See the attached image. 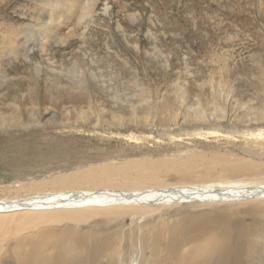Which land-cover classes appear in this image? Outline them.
Here are the masks:
<instances>
[{
    "label": "rangeland",
    "instance_id": "374dc122",
    "mask_svg": "<svg viewBox=\"0 0 264 264\" xmlns=\"http://www.w3.org/2000/svg\"><path fill=\"white\" fill-rule=\"evenodd\" d=\"M87 3L0 0V201L59 191L52 181L60 174L154 156L169 164L192 152L204 158L202 176L195 167H165L75 188L131 192L192 181H264V138L240 135L264 129V0H98L89 16ZM212 152L233 165L211 160ZM24 211L0 215V264H22L26 252L29 264H129L138 256L139 233L128 231L135 216L79 222ZM191 217L241 226L248 232L241 264H264V249L255 247L264 242V200L160 208L141 221V264H189L193 252H185L193 239L203 241H196L195 228L174 230L176 257L163 240L171 223ZM107 226L125 232L86 257ZM72 238L82 240L76 249Z\"/></svg>",
    "mask_w": 264,
    "mask_h": 264
},
{
    "label": "bare ground",
    "instance_id": "6f19581e",
    "mask_svg": "<svg viewBox=\"0 0 264 264\" xmlns=\"http://www.w3.org/2000/svg\"><path fill=\"white\" fill-rule=\"evenodd\" d=\"M72 1L74 2V0H72ZM97 1L98 0H89V4L87 3V5L83 9V11L86 15H88V16L91 15L92 9L95 7ZM61 2L63 3V1H61ZM59 4L61 5L60 2L58 3V5ZM263 130H260V129L258 131L256 130L257 132H255V133H252V132L242 133V132H240L241 133L240 135L244 136V137L250 135L248 137V139H250L251 136H253V138H255V139H260V138H264ZM216 133H217V131H215V130L207 131V134H210V135L216 134ZM226 136L232 137L234 135L230 133V134H226ZM236 136H238V135L236 134ZM169 137H170V135H169ZM257 143H259V142H257ZM261 143H262V147H261V150L259 151V153H262L264 156V142H261ZM213 153L214 152H212L211 156H210L211 160L217 162L218 164L220 163L222 165H227V166L233 165V164H228L231 162L228 158L229 156L226 157L224 155H219L216 153L213 155ZM172 158H173V162L169 163V164H167V161H166L167 158H161L158 156L157 157L154 156V158L151 157L149 159H140V160H137V159L136 160H129L128 159L127 161H122V162H119L118 164L105 163V164L97 165L94 167H88L86 170L82 171L81 173H76V174L75 173L74 174L72 173L70 175L60 174V176L57 179L52 181L53 187L56 186V187L60 188L59 191L43 193V194H40L41 191L35 192L36 194L30 195V196L26 195L27 197H24V198L21 197L20 199H15V200H13V202L2 200V201H0V215L8 214L10 212L11 213L19 212V210H27L24 212H30L31 211L32 213L46 214V215H49V217L53 220L68 219V220H75V221H79V222L95 219V217H100V216L101 217H107V219L110 218L109 221L117 219L124 214H129V215L135 216L133 221L130 222L131 226L129 227L128 231H129V233L132 234L133 233L132 229H136V232L139 233V237L137 239L136 246H135L137 248L136 249L137 250L136 255H138V256L135 259H133L129 264H141L142 258L140 261V257L143 256L142 255L143 252L139 251V249L142 245L141 233H143V228L145 227L144 223L143 222L141 223V221H144V219L146 217H148V216L152 215L154 212L160 210V208H164V207H168V206L188 205V204H190V205L193 204L195 206H198V205H217V204L229 205V204L240 203V202L249 201V200H259V201L264 200V181L259 182L256 179L255 180L257 182L256 181L254 182V180H253L252 182H247V183L240 182L238 180H227V179L205 180V181H200L198 183H193V181H192L191 184H183V185L180 184L179 186L178 185L163 186V187L161 186V187L145 188L143 190H135V189L130 190V189H128L131 192H123V191L113 190V188L109 189L107 186H106L107 188L103 187L100 190H95L92 192H87L85 190H78L75 188V186L80 185L82 182H83V184L85 183V185H86V183L89 185L90 184L91 185L110 184L114 180V175H117V174L127 175L128 172H130V171H134V172H138L140 174H143V173H147L146 171H148V170L165 169V167L166 168H168V167L172 168L173 167V168H177L179 170L185 169V168L191 169V168L195 167L196 168L195 172L198 175V177L202 176L203 174L206 173L207 168L202 169V170L198 169L199 165L200 166L203 165L202 161L204 160L201 153L192 152V153L186 155L185 157L184 156L181 157L180 155H178V156H173ZM231 160H233V159H231ZM234 161H236V160H234ZM233 163H235V162H233ZM165 165H169V166H165ZM248 166L251 167V165H248ZM191 173H188V174H191ZM80 187H82V186H80ZM136 188H137V186H136ZM16 189H18V188H16ZM81 189H83V188H81ZM19 190H21V189H19ZM22 190H23V188H22ZM66 190H68V191H66ZM34 191H36V190H34ZM47 191H48V189H47ZM153 205H156V206H153ZM209 212H212V211H209ZM158 219H157V221H158ZM91 221H93V220H91ZM109 221L107 220V222H109ZM224 222H225V220H224ZM90 223H92V222H90ZM171 224L172 225H170V227H169L170 234L168 235L167 238L165 236V240H163V241L165 242V248L167 247V250L169 252H171L172 254H174L175 257L177 256L175 249H176L178 242H177L176 237H175V236H177V234L174 232V230H182L184 227L186 229L195 228L194 231L197 233L199 232V234L196 235V237H195L196 241L203 240L202 243L201 242L197 243V242H194V239H193V243H196V244L193 245L189 251L185 252L186 254L193 252L192 253L193 254L192 261H190L189 264H195L196 259L193 258L194 255L201 257V261L204 264H241L242 252L244 249L245 250L248 249L245 246L247 243V239L245 238V236L248 232L246 233V231L243 230L241 228V226L237 225L236 223H228V222H226V223L222 222L221 223L220 222V224H216L214 226H208V225L201 224L199 221H195V219L191 217L190 219L187 218L186 221H184V219H183V221H181L179 224L178 223L177 224L171 223ZM94 225H95V223H94ZM175 225H177V226H175ZM89 232H90V230H89ZM101 232H102L101 234L97 233V235H95V237L92 238L93 240H96V241L92 246H90L87 249L88 254H86V257L92 259V256L97 255L98 252H100L101 250L104 251V250L108 249L109 246L111 244H113V242H114L113 236L115 234L117 235L118 233H124L125 231H123V229L121 227H118V226L117 227L107 226ZM94 234H95V232H94ZM248 235H250V234H248ZM116 238H117V236H116ZM248 238H250V237H248ZM150 239L152 240V243L155 246L156 235H152V238H150ZM255 239H256V237H255ZM73 241H74L73 243H72V241H70V242L75 247V249L78 248L82 242V240L78 239V238H74ZM249 241H250V239H249ZM249 241H248V243H249ZM158 242H160V241H158ZM258 244L255 246L256 249H264V242L263 241L260 242V245H258ZM37 245H38L37 242L33 243L31 246V249L36 250ZM116 245H118V243L115 244V246ZM129 247H130V245L128 246V248ZM255 247H253V248H255ZM60 249H61V247H60ZM71 249L72 248H70V250ZM112 250H114V249H112ZM178 250H180V249H178ZM28 251H30V250H28ZM127 251H128V249H127ZM113 253H112V256H113ZM117 253H118V251H117ZM178 253H179V251H178ZM65 255H66V253H65ZM79 255H80V253H79ZM81 255H82V253H81ZM124 255H125V253H124ZM127 255H128V253H127ZM67 256H68V254H67ZM83 256H85V254ZM115 256H117V255H115ZM29 257H30V253L26 252L25 255L23 256V258L21 259V263L22 264H29L28 263ZM107 258H109V257H107ZM109 259H111V257ZM147 259H149V258H147ZM52 260H53V258H52ZM29 262H30V260H29ZM181 262H182V260H181ZM93 263H94V261H93ZM105 263H106V261H105ZM154 263H156V262H154ZM116 264H124V263H122V260L119 259V261L116 262ZM259 264H260V262H259Z\"/></svg>",
    "mask_w": 264,
    "mask_h": 264
}]
</instances>
